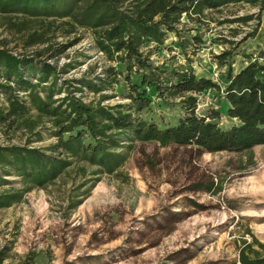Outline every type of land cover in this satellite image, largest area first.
<instances>
[{"label":"rangeland","instance_id":"374dc122","mask_svg":"<svg viewBox=\"0 0 264 264\" xmlns=\"http://www.w3.org/2000/svg\"><path fill=\"white\" fill-rule=\"evenodd\" d=\"M89 1L81 0L65 18L0 13V49L52 65L58 81L52 101L70 92L84 103L130 105L125 63L119 61L124 53H102L95 34L101 28L77 22ZM130 3L122 1L120 9ZM181 20V43L170 32L161 44L145 40L140 46L153 67L191 64L197 73L211 71V78L218 73L223 89L227 67H217L214 56L232 50L233 70L244 55L261 56L264 65V12L257 6L227 5ZM255 28V37L246 39ZM109 68L122 73L113 84L104 83L99 91L82 87L80 81L97 83ZM139 75L132 70L131 82L137 83ZM26 78L41 96L51 82L41 83L36 72ZM0 83L16 89L11 82ZM13 93L28 106L27 91ZM146 94L150 104L134 117L160 129L184 117L179 98L162 101L148 88ZM195 97L198 116L218 111L219 127L231 125L220 92L206 89ZM5 102L0 91V106ZM11 121L0 124V148L56 155L51 147L57 138L48 118L33 110ZM124 147L118 151L126 161L112 174H94L96 167L82 173L72 165L44 187L31 186L12 167L0 168V196H19L0 209V264H241V255L264 259V145L219 153L153 142ZM5 172L8 176L1 178Z\"/></svg>","mask_w":264,"mask_h":264},{"label":"trees","instance_id":"16d2710c","mask_svg":"<svg viewBox=\"0 0 264 264\" xmlns=\"http://www.w3.org/2000/svg\"><path fill=\"white\" fill-rule=\"evenodd\" d=\"M122 1L90 0L77 16V22L81 27L101 28L95 34L102 53L109 56L124 53L119 61L125 63L127 73L124 81L130 91L127 96L130 105L105 107L100 100L84 103L70 92L58 101H52L58 83L54 67L49 63L36 62L37 58H18L0 49V82H11L17 90L27 91L28 99L27 106L13 93L16 89L13 90L8 85L10 83H0V91L6 97L5 104L0 106V124L16 120L34 110L39 116L49 119L57 138L56 144L51 147V151L56 152L55 156H46L35 149L0 148V168L12 167L17 176L31 186L44 187L72 165L82 173H85L86 167H96L94 174H112L126 161L125 154L118 151L120 146L128 150L133 142H153L162 148L170 145L191 146L198 153L245 152L264 145V80L258 76L264 73V65L259 62L261 56L252 61V57L247 55V65L237 73H234L229 63L232 50L214 56L217 67H227L224 87L221 89L211 79L196 77L191 64L171 70L153 67L148 56L140 51L145 40L161 44L165 34L170 32L181 43L179 32L183 27L182 16L189 18L195 14L199 17L205 10H219L240 3L253 4L264 12V0H131L130 5L121 10ZM80 2L0 0V13L21 14L31 18H65ZM256 33L255 28L246 39L254 38ZM197 39L194 37V40ZM134 69L136 74H140L137 83L130 80V72ZM33 72L38 74L43 84H48L51 79L44 93L41 92L43 96L34 90L26 78V74ZM120 75L121 72L109 68L104 71L105 77L96 79L97 83L80 82L83 88L99 91L98 86L104 83L111 85ZM146 88L153 90L162 101L179 98L184 117L176 125L163 129L138 116L134 117L151 102ZM206 89H216L227 103L225 115L232 122L228 128L222 129L215 122L220 117L218 111L197 115L198 100L195 95ZM64 134L68 136L63 138ZM7 176L5 172L1 178ZM18 200L16 194L0 196V209L10 207ZM240 263L264 264V259H249L241 255Z\"/></svg>","mask_w":264,"mask_h":264},{"label":"crops","instance_id":"0c3cea01","mask_svg":"<svg viewBox=\"0 0 264 264\" xmlns=\"http://www.w3.org/2000/svg\"><path fill=\"white\" fill-rule=\"evenodd\" d=\"M247 55H244V60H243V63H240L239 65H238V68L237 69H235L234 70V73H237L239 70H241L242 68H244L246 65H247V63H248V61H247V59L245 58ZM250 58L252 57V61L256 58H254L253 57V55H248ZM254 58V59H253ZM260 62V61H259ZM262 64V63H261ZM190 67H191V65H190ZM192 70H193V73H194V75L196 76V77H198V78H207V79H210L211 78V74H212V72L211 71H204V72H202V73H197V71L195 70V69H193L192 68ZM200 71V70H199ZM260 74H262V76H264V73H260ZM259 74V75H260Z\"/></svg>","mask_w":264,"mask_h":264},{"label":"built area","instance_id":"2783aa9c","mask_svg":"<svg viewBox=\"0 0 264 264\" xmlns=\"http://www.w3.org/2000/svg\"><path fill=\"white\" fill-rule=\"evenodd\" d=\"M211 81L220 87L219 82H218L219 81V74L218 73H213Z\"/></svg>","mask_w":264,"mask_h":264}]
</instances>
